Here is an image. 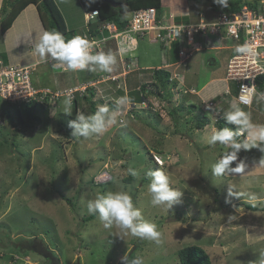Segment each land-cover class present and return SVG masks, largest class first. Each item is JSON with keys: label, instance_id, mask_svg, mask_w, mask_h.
<instances>
[{"label": "rangeland", "instance_id": "obj_1", "mask_svg": "<svg viewBox=\"0 0 264 264\" xmlns=\"http://www.w3.org/2000/svg\"><path fill=\"white\" fill-rule=\"evenodd\" d=\"M56 1L65 15L70 16L72 22L68 21L69 27L78 34L85 31L88 24L80 2ZM188 1L192 10L202 12L201 16L205 14L209 19L215 17L216 8L211 7V0H179L173 5L187 4ZM191 1H195V4ZM33 8L30 17L36 29L33 30L34 26L31 29L38 36L33 38L35 48L27 47L25 62H30L35 56L40 57L36 45L45 32L40 16ZM178 9L173 10V20L170 7L166 8L169 22L184 20L185 15ZM15 27H18L24 40H30L28 26L19 21ZM209 37L218 46L219 38L213 35ZM152 38L153 33L137 39L133 62L138 64V68L134 65L135 69L172 65L170 48L150 42ZM4 45L0 32V51ZM115 47V43L110 44V51L117 56L111 73L98 70L95 65V71L55 70L45 61L31 75L34 85L51 90L69 86L63 81L58 83L59 76L67 75L68 80L76 77V82L79 79L81 83L100 79V82L93 84L97 110L101 105H106L109 115L114 117V123L104 133H93L87 138L72 136L75 128L69 126L71 121L80 114L88 117L96 113L85 99H80L76 110L71 105V111L65 112L64 96L41 115L43 122L39 125L30 126L28 123L25 127H16V115L10 113L11 116H7L9 112L5 108L9 106L12 112L13 105L0 98V264H44L43 257L37 251L30 246L25 247L27 240L32 239L45 242L59 258L60 264H77L78 261L80 264H119L131 250L134 256L127 259L126 264H133L134 261L136 264H181L178 250L188 245L202 247L212 264H259L260 254L264 252V229L255 228L264 225V222L257 223L255 219L258 215L260 219L264 217L261 213L264 208L255 206L261 209L257 212L246 205H251L256 197L264 196V171L243 177H237L236 172L229 170L220 176L212 173V166L223 155L230 154L229 150L233 151L218 141L209 143L213 131L217 130L214 124L219 117L217 113L222 111L225 116L236 106L250 113L252 123L264 121V99L258 98L261 91L257 92V98L250 106L235 104L232 95H229L232 105L219 103L215 109L208 105L210 96L214 95L211 91H217L218 87L221 90L226 88L223 80L225 62L227 56L235 51L227 48L204 49L196 52L186 66L166 68L171 73L185 75V86L180 92L195 88L198 94L180 93L178 100L172 104L149 96L150 108L147 102L145 105L133 102L119 105L124 113V122L121 123L119 110L111 108V101L117 102L118 96L128 97L127 92L138 88L142 76L144 80L148 77L143 70L126 75V79H108L107 75L123 72ZM48 57L49 54H46L43 61ZM211 58L217 60L215 68L207 65ZM190 68L191 72L188 71ZM186 96L194 97L192 101L196 108H191V115L186 109L181 110L179 124L170 115L169 109L184 103ZM36 113L41 114L40 110ZM151 114L154 118L148 116ZM202 114L209 116L212 124L204 129H195L194 123ZM151 122L154 126L150 125ZM175 130H179V133H174ZM258 144L259 150L253 152L256 154L249 153L247 156L243 152V156L247 157L245 161L262 164L264 144ZM153 152L160 154L157 156L162 157L165 166L157 165L151 159L150 153ZM239 154L241 152L238 151L237 157L240 159ZM159 157H156L158 161ZM103 168L110 175L105 173L98 177L103 173L100 172ZM155 170L165 172L170 186L181 193L179 201L171 207L168 202L153 203L148 188L152 180L149 172ZM96 174L95 179L111 182L107 185L90 183ZM131 176L132 180L128 181ZM116 192L129 194L134 206L141 211V219L157 225L162 233L161 244L135 237L129 230L115 224L105 228L99 216L84 221L91 214L89 201L99 195ZM260 201V204H264V201ZM32 244L30 242L28 245Z\"/></svg>", "mask_w": 264, "mask_h": 264}, {"label": "built area", "instance_id": "obj_2", "mask_svg": "<svg viewBox=\"0 0 264 264\" xmlns=\"http://www.w3.org/2000/svg\"><path fill=\"white\" fill-rule=\"evenodd\" d=\"M247 1L251 4H239L236 8H232L230 4L227 7L216 4L215 17L208 19L204 14L196 22L178 23L173 21L166 23L165 19L158 15L155 7H146L130 13V23L124 30H119L112 22L105 23L103 28L110 31V38L118 40L120 49H126V52L131 48L130 40L138 34L146 36L153 33L152 41L162 43L167 47L178 42L179 52L176 66H186L187 61L196 52L207 48L213 50L225 47L235 51L238 46L246 45L251 49V52L248 54L235 52L231 55L227 63L225 79L236 86L235 92L229 87L227 93L232 94L237 103L250 106L255 97L251 104L242 103L240 98L246 97L249 89H255L256 93L259 92L261 90L259 82L264 84V80L261 79L264 77V0ZM96 14H98L97 10L88 12L86 14L87 22ZM210 35L219 38L218 46L214 45ZM81 36H85L93 42L92 53L94 51L100 52L104 42L108 39H98L87 33ZM221 43L223 44L220 45ZM49 59L55 69H66V63H61L51 56ZM32 71L33 66L31 65L6 64L0 61V98L12 104L31 100L47 102L50 98L54 100L58 95L70 94L71 99H73L76 91L85 90V87H77L65 92H54L46 88H36L31 80ZM170 78L180 79L179 90L185 86L180 73L175 72ZM182 91L184 93L195 92V89H182ZM208 105L215 109V103L212 100L209 101ZM118 114L120 116L119 121L123 123L124 114L122 111H119ZM105 173L110 175L108 172H103L98 177L104 176ZM96 181L104 182L97 178Z\"/></svg>", "mask_w": 264, "mask_h": 264}, {"label": "clouds", "instance_id": "obj_3", "mask_svg": "<svg viewBox=\"0 0 264 264\" xmlns=\"http://www.w3.org/2000/svg\"><path fill=\"white\" fill-rule=\"evenodd\" d=\"M215 2L223 7L228 6V0H215ZM87 13H85V18ZM130 13L125 14L126 16L129 15L128 17L129 19H130ZM171 17H172L171 19H173V14L171 15ZM86 23H88L87 18H86ZM86 30L88 29L86 28ZM137 39H138L137 37H134L133 39L130 40L129 45L131 46V48L128 50V52H126L127 51L126 49H120L121 46L118 45V40L115 39L118 45V51H120V54L122 55V60L124 58L123 57L124 54L130 53L131 55V52L135 50L134 48L136 47ZM93 47H94L93 42L90 41L85 36L76 35L73 36L71 39H66L61 32L50 30V31H45L43 33V35L40 38V42L36 45V51L40 54L41 59H43L46 54H50L49 58L51 56L52 58L58 60L61 63H66L65 71L86 70L90 66V64H93V65H99L102 71L111 73L113 71V65L117 63L116 54H114L111 51L108 52L95 51V53L98 54H94V52L92 53ZM235 52L237 54H248L251 52V49L246 45H242V46H238L235 49ZM0 61H3L6 64H12L6 62L4 59H0ZM176 62L177 61H175V63ZM50 64L52 65L51 62ZM131 65L133 69H135V67L138 68L137 63L135 64L134 62H132ZM134 65L135 67H133ZM34 70L35 69L33 66V71ZM90 70L95 71V68H92ZM136 70L138 69H135V71ZM129 73H131L130 68H127L123 63V72L117 74L116 76L114 75L109 76L108 79H119L121 76L126 77V75H128ZM174 73H171V76ZM180 77H183L182 73H180ZM96 80L97 79H94V82L93 81L87 82L86 84H81L80 86H75L70 89H75L77 87L86 88V86L88 85H93L96 82ZM177 80L179 81L180 79ZM230 84H231L230 87L232 88L233 83L230 82ZM139 85L140 84H138L137 86L138 88ZM191 89H195V88H191ZM126 91L128 90L126 89ZM260 91L264 92V90L263 91L260 90ZM80 92L82 93L83 91L78 90L75 92V95L76 93H80ZM189 93L198 94L196 90L195 92L189 91ZM181 94L186 95L188 93H184L183 91H181ZM179 95L180 93L179 94L175 93V95L172 98V103L178 100ZM254 97L257 98V93L255 89H249L247 96L241 97L240 99L242 103L251 104ZM258 98L264 99V93H259ZM148 101L149 99H144L140 104L145 105V103L146 102L148 103ZM164 102L168 103L165 100ZM235 102L237 103L236 100ZM63 103H64L65 112H70L71 103H72L70 94H67L65 96ZM130 103L131 100L127 96L119 97L117 99L118 105H126ZM237 104L241 105L239 103ZM118 110L122 111L121 109ZM217 114H219V112ZM225 118L228 122L235 124L237 126H242V128L238 129L236 132H233L228 128H223L220 130L213 131L209 141L210 144H215L218 141L221 145L229 146L233 149V151L230 154L223 155L219 159V161L212 166V173L215 176H220L224 174L226 170L237 173L241 172L243 170L242 164L234 168L231 167L232 162L237 159V152L241 148L249 149L252 147H258L259 146L258 142H264V125H254L251 121L250 113H246L239 107L233 106V110L225 113ZM113 123H114V117L109 115V108L106 105H101L94 115L86 117L85 115L80 114L77 116L76 120L70 122L69 126L70 127L74 126L75 128V130L72 132L73 137L87 138L93 133L106 132L109 126ZM244 130L249 131V140L243 143L238 142L236 137L239 135L243 136L245 133ZM262 151H264V149H262ZM151 154L154 161L158 165L164 164V160L162 159V157L157 156L160 154L155 152ZM156 157L157 158L159 157L160 161H158ZM261 163L264 164V160H262ZM132 174L135 175L136 173L132 172ZM149 176L152 177V180L149 185L148 191L152 194L154 204L168 202V206L171 207L172 204L177 203L179 201L181 193L170 186L169 177L165 174V172H163L162 170L150 171ZM88 209L89 212L92 214L98 213L99 220L103 222L105 228H110L113 226V224H115L123 229L129 230L131 234L135 237H140L143 239L153 241L157 245L161 244L162 233L160 230H158L157 225L141 219L142 216L141 211L134 206L131 196L125 192H116V193H108L107 195H99L96 199L89 201ZM260 257L261 258L259 264H264V252H261ZM133 264H136V262L134 261Z\"/></svg>", "mask_w": 264, "mask_h": 264}, {"label": "trees", "instance_id": "obj_4", "mask_svg": "<svg viewBox=\"0 0 264 264\" xmlns=\"http://www.w3.org/2000/svg\"><path fill=\"white\" fill-rule=\"evenodd\" d=\"M251 1V0H250ZM258 0H255V2ZM80 2V5L85 13L91 12L92 10H97L98 14H96L87 24L88 30L83 31L82 33L78 34L75 30H71L68 28V25L66 23V20L64 18V15L62 11L60 10L59 4L56 0H4L2 5V14L10 8V12L7 14L6 17H4L0 22V28L1 33H5L13 24L17 16L30 4H35L38 9V13L40 16V19L42 21L43 27L45 31L55 30L61 32L66 39H71L73 36L76 35H82L84 33H87L88 35L94 36L98 39L102 38H108L104 44L101 52H104L105 46L108 42L110 44L112 43L111 40L115 41L114 38H110V31L106 28H103V25L107 22H112L116 25V27L119 30H124L128 24L130 23V19L126 17V13H130L134 10H138L141 8L146 7H156L158 11V15L160 16L162 14V8H163V2L164 0H78ZM243 3H250L247 0H228V4L232 6V8H236L239 4ZM116 4V6L114 5ZM122 4H126L125 6H121ZM220 5L215 2V0H212L211 7L216 8L217 5ZM251 4V3H250ZM189 17L184 16V20L181 22H188ZM179 23V22H178ZM102 35V36H101ZM147 36V35H146ZM146 36H140L139 34L135 37L138 39L144 38ZM158 44L162 43L156 42ZM116 47L118 50V45L116 43ZM137 49V43L136 47ZM133 50V49H132ZM134 50V51H135ZM120 53V51H118ZM171 52H172V61L178 60V52H179V43L174 42L171 46ZM95 54V51H94ZM50 55V54H49ZM129 58V61H128ZM132 58H135L133 56ZM132 58L130 59V53L125 54L124 59L122 60V64L124 63L127 68H130L131 73H138L142 69L139 68L135 71L131 66ZM94 68L93 64H90V66L87 69ZM86 69V70H87ZM82 71V70H81ZM91 71V70H90ZM147 73H150L151 80L150 81H142L140 82L139 88L134 87L131 89L127 94L130 98L131 102L138 104L141 103L144 99H148L149 94H154L155 96H158L159 98H162V100H165L168 102V104H172V98L175 95V93L179 94L181 93L178 89L179 81L177 79H171V72L163 67H156L153 69L145 70ZM130 74V73H129ZM127 77H125L126 79ZM96 79V78H94ZM94 79L92 80L94 82ZM262 81L264 80V77L261 78ZM117 80V79H112ZM260 81V80H259ZM33 84V83H32ZM34 85V84H33ZM259 85L261 86V90H264V84L259 82ZM36 88H44L40 87V85H34ZM72 88V87H71ZM49 89V88H46ZM67 89V88H66ZM60 89V90H51L54 92H65L68 90ZM232 89L235 92L236 86L232 84ZM120 91V90H119ZM96 93V88L94 85H88L86 86L85 90L77 94L72 100V107L74 110L77 109L79 106L80 99H85L87 102L90 103L92 111L96 112V101L94 99ZM132 94V96H130ZM66 95H58L54 100L51 98L47 102H39L37 100H31L29 102H21L13 105V109L11 112V109L9 106L5 107L7 109V116H11L10 113L13 115H16L17 121H16V127L18 126H33V125H39L43 122L42 114L48 112V107L51 106V104L61 101L62 97ZM5 101V100H4ZM7 102V101H5ZM10 103V102H7ZM183 103V102H182ZM180 104L177 107H172L169 109L170 115L176 119V122L180 124L179 118L182 117L181 110L186 109V106L183 104ZM11 104V103H10ZM151 102L148 101V108H150ZM194 107V106H193ZM111 108L118 110L119 105L116 101H111ZM40 110L41 114H37L36 111ZM47 111V112H46ZM151 111V110H150ZM179 113V114H178ZM188 113L190 114V110H188ZM156 115H158L156 113ZM191 115V114H190ZM150 118L153 117V115H148ZM178 117V120H177ZM13 118V116H12ZM154 118V117H153ZM155 120V119H154ZM212 119L209 116H206L205 114H202V116L194 123L195 129H204L207 125L212 124ZM178 123L176 125L178 126ZM214 124L216 125L217 129H223L228 128L232 130L233 132H236L238 129H241L242 126H237L235 124H232L228 122L225 118V116H219L215 121ZM151 126H154L153 122L150 123ZM69 130V129H68ZM174 133H179V130H175ZM14 137V136H13ZM238 142H242V135H239L236 137ZM13 145H17L12 142ZM151 155V153H150ZM153 161V157L151 158ZM155 162V161H154ZM156 163V162H155ZM157 164V163H156ZM158 165V164H157ZM164 166L166 165V162L164 161ZM233 165V164H232ZM100 172H106V168H103ZM99 172V173H100ZM98 173V174H99ZM94 178H91L90 183L94 184H109L110 182H98ZM128 181L132 180V176L127 179ZM89 184V183H88ZM90 185V184H89ZM66 199L69 201L70 204H72L73 207H75L74 203H71V200L66 197ZM247 208L251 210H257L259 208L249 205H246ZM98 216L97 214H90L86 218H84L85 222L93 220L95 217ZM178 256L181 264H212L211 258L208 255V253L200 246L197 245H188L178 250ZM134 256V252L131 254L130 257H128V260Z\"/></svg>", "mask_w": 264, "mask_h": 264}, {"label": "crops", "instance_id": "obj_5", "mask_svg": "<svg viewBox=\"0 0 264 264\" xmlns=\"http://www.w3.org/2000/svg\"><path fill=\"white\" fill-rule=\"evenodd\" d=\"M3 1L4 0H0V18L3 15L2 14ZM176 1H179V0H164V2H163V8H162L161 18L165 19V22L166 23H170L169 20H167V17H166V15H167L166 14V8L167 7H170V12L172 14H174L173 13V10L175 8L179 7L178 12L183 13L185 16H188L189 17L188 22H196V21H199L201 19L202 12L196 13L195 10H192L191 7H190V2L189 1H188L187 4H175V5H173V3L176 2ZM191 2L193 4H195V1H191ZM33 7H35V8H33ZM32 8L35 9V11H37V14L39 15L37 6L35 4H30V5H28L17 16V18L13 22L12 26L5 33H1L2 38L5 41V45H4V49L2 51H0V59H4L8 63H12V64H16V65H19V64H23V65H33L34 66V69H36L37 66H40L45 61H47L49 63H50V61H49V57H48V59L45 58V60L43 61V59H41L39 56H35V58L33 60H31L30 62H25L26 60L24 59V56L27 53L25 51H26L27 47L29 49L30 48L33 49V47L35 48V42L33 41V38H34V36L35 37L38 36L37 34L34 35V33H33L34 32L33 30H35L36 27H35V24L32 23V18L30 17V11H32ZM62 13L64 15V18L66 20L67 25H68V21L69 22H72L69 15H65V13L63 11H62ZM207 18L209 19L208 16H207ZM19 21L22 24H24V25H26V26L29 27V31H27L28 32L27 34H28V36H30V40L29 39L24 40L23 37H21V34H20V31H19L18 27H15L16 24ZM85 22H86V19H85ZM31 26H34L33 27V30L31 29ZM68 28L72 30V28L69 27V25H68ZM73 30H75V29H73ZM0 31H1V28H0ZM149 41L150 42H154V41H152V39H150ZM25 42H29V44H23ZM111 42H112L111 44H114L115 43V45H116V41L111 40ZM166 48H168V47H166ZM115 49H116L115 52L119 54L120 61L122 62V55L118 52L117 47H115ZM207 49L212 50L211 48H207ZM218 49H220V48H218ZM221 49H225V47H223V48L221 47ZM227 49H229V48H227ZM108 51H110V42H108L106 44L105 49H104V52H108ZM170 51H171V48H170ZM95 54H98V53H95ZM231 54H229L227 56V59H226V62H225V69H224L225 70V74H226L227 63H228V60H229ZM132 55L133 56L135 55V51L134 50L131 52L130 59L132 58ZM123 57H125V54L123 55ZM171 58H172V54L170 52V60H171ZM128 61H129V58H128ZM132 61H133V58H132ZM174 63L175 62L171 60V63L170 64H172V65L166 64V65H164V68H173V69H175V66H173ZM207 65L209 67H211V68H215L218 65L217 64V60L215 58H211L209 60V63ZM196 66H197V69H198L199 68V63L198 62L196 64ZM122 67H123V64H122ZM160 67H163V66H158V68H160ZM95 68L98 69V70H100V66L99 65H95ZM149 69H153V68L142 69L141 71H143V70H149ZM34 71H36V70H34ZM188 71L191 72L192 69L190 68V70H188ZM113 75L116 76L117 74L116 75L113 74ZM139 75L142 76L141 73ZM146 76L148 77V79L144 80V78L142 76L141 81H143V80L144 81H150L151 80V78H149L150 77V73H147L146 72ZM182 76H183L184 80L186 81L185 75L182 74ZM108 77H109V75H107V78ZM121 77L125 78V76H121ZM65 79H67V75L57 77L58 83H61V81H63V82H65L63 84H69L68 87H65L67 89L68 88H71V87H74L75 85H78V84H80V85L81 84H86L85 82H88V81L85 80V81H82V83H81L79 79L76 82V77H74V79L73 78L72 79L69 78V80L67 79V81H65ZM223 80L227 84L226 85V88L224 90H221V87L220 88L218 87L217 91H215V92L214 91H211V93H213L214 95H211L210 96L209 101H211V100L214 101L215 106H217L219 103H226V104L229 103L230 105H232L231 104L232 101L229 99V94L226 93L227 92V89L231 86V84L225 78H223ZM96 82H100V79L96 80ZM149 96H154L156 99L158 98V99H160L161 101L164 102V100H162V98H159L158 96H155L154 94H149L148 95V99H149ZM118 97H120V96H118ZM192 98H194V97L193 96L192 97L191 96H186V101L184 103H182L184 106H186V111L190 110V112H191V108H193V106L195 105L194 104V101H192ZM234 103L236 104V102H234ZM194 108H196V107H194ZM119 109H121V108L119 107ZM219 114H220V116H224V115H222V111H220ZM253 124L254 125H264V121L262 123H253ZM244 131H245V133L242 136L243 141L241 143L246 142V141L249 140V131L248 130H244ZM259 143L264 144V142H259ZM230 149H231V147H230ZM254 150H255V152H256V150L258 151L259 150V147H252V148H249V149L241 148L239 150V152H241V154H239V156L241 158L239 159L237 157V159L232 162L233 165H235L234 167H236L238 165H241V164L243 165V170L241 172H238V173L236 172V174H237L236 176L237 177L238 176L243 177V176H245L247 174H252L253 175V174H257V173H262L264 171V165L263 164H261V165L260 164H256V161H245V159L247 157H244L243 156V152H246L247 153V156H248L249 153L250 154H256V153H253ZM231 152H232V150H229V153H231ZM262 197H264V196H259V197H256L255 199H253L252 201H254V202L255 201H258L259 203L258 204H255L254 202L251 201L252 202L251 205L258 206V207L259 206L260 207L262 206V208H264V204H260L261 203L260 200L264 201V199ZM241 201L242 200H240V202ZM258 210H261V209H257V212H258ZM261 213L264 214V209H262V212ZM255 221L257 223L258 222H264V217L262 219H260V215H258L257 218L255 219ZM263 227H264V225L262 224L258 228H255V229L256 230H262V229H264Z\"/></svg>", "mask_w": 264, "mask_h": 264}, {"label": "water", "instance_id": "obj_6", "mask_svg": "<svg viewBox=\"0 0 264 264\" xmlns=\"http://www.w3.org/2000/svg\"><path fill=\"white\" fill-rule=\"evenodd\" d=\"M114 5L116 6V4H114ZM125 5H126V4H122L121 6H125ZM10 10H11V9L8 8V9L3 13V15H2L1 18H0V22H1V20H2L4 17L7 16V14L10 12ZM39 250H42V251H43V253H42V252H41V253L43 254V257H44L45 259L50 258L49 256H53L51 262H53V264H60V262H59V258H57V256L54 254V252H52L49 248H43V249H39ZM38 252H39V251H38ZM132 252H133V250H131V251L128 253L127 257L121 259V261L119 262V264H126L127 259H128V257L131 256ZM77 264H80V261H78Z\"/></svg>", "mask_w": 264, "mask_h": 264}, {"label": "flooded vegetation", "instance_id": "obj_7", "mask_svg": "<svg viewBox=\"0 0 264 264\" xmlns=\"http://www.w3.org/2000/svg\"><path fill=\"white\" fill-rule=\"evenodd\" d=\"M30 242H32L33 244L32 245H28ZM27 243V244H26ZM26 243H24L23 245H25V247L26 246H30L31 247V249L33 248L35 251H37V253L38 254H40L42 257H43V251L42 250H39V249H43V248H48V246H47V244H45V242H43V241H40V240H36V239H32V240H27V242ZM22 245V246H23ZM39 251V252H38ZM42 252V253H41ZM56 255V254H55ZM50 258H48V259H45L44 257H43V263L44 264H53V262H51V260H52V257L53 256H49ZM59 262H60V260H59Z\"/></svg>", "mask_w": 264, "mask_h": 264}]
</instances>
